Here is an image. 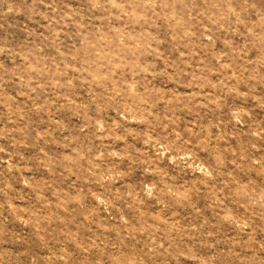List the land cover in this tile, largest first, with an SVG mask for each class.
Segmentation results:
<instances>
[{
    "label": "rangeland",
    "instance_id": "obj_1",
    "mask_svg": "<svg viewBox=\"0 0 264 264\" xmlns=\"http://www.w3.org/2000/svg\"><path fill=\"white\" fill-rule=\"evenodd\" d=\"M0 264H264V0H0Z\"/></svg>",
    "mask_w": 264,
    "mask_h": 264
}]
</instances>
